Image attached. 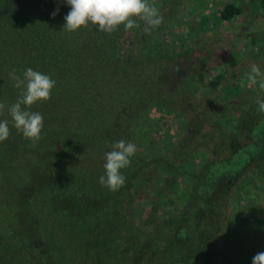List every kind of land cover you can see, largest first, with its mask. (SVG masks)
I'll list each match as a JSON object with an SVG mask.
<instances>
[{"label": "trees", "instance_id": "obj_1", "mask_svg": "<svg viewBox=\"0 0 264 264\" xmlns=\"http://www.w3.org/2000/svg\"><path fill=\"white\" fill-rule=\"evenodd\" d=\"M70 10L66 0H0V102L11 105L19 96L13 70L22 77L32 68L56 81L51 98L30 109L43 117L38 142L14 128L7 110L0 115L10 128L0 159L26 205L0 213V264H217L221 240L241 246L247 230L264 228L260 212L253 217L250 207L235 215L230 208L237 196L252 202V183L264 184V113L256 103L264 91L236 106L228 96L238 87L229 80L196 87L197 68L188 64L204 58L211 43L235 42L236 21L245 15H260L253 26L264 28V0L226 5L214 15L217 34L189 35L177 49L163 22L150 33L139 20L140 28L121 25L112 33L91 23L63 31ZM181 56L186 62L175 60ZM164 110L173 142L155 138V116ZM121 139L137 151L121 170L124 186L113 192L99 177L105 154ZM23 156L39 163H31L30 178H15L12 160ZM255 249L243 261L252 264L264 252Z\"/></svg>", "mask_w": 264, "mask_h": 264}, {"label": "rangeland", "instance_id": "obj_2", "mask_svg": "<svg viewBox=\"0 0 264 264\" xmlns=\"http://www.w3.org/2000/svg\"><path fill=\"white\" fill-rule=\"evenodd\" d=\"M230 3H238V0H155V4L158 6L159 12L163 17V24L169 29L167 41L173 49L180 48L182 45L181 40H186L189 35L195 34L197 37H201L208 33L206 29L217 34L219 28L215 26L217 25V21L214 15ZM252 18H255V15ZM252 18L245 15L237 19L235 24L237 40L235 42L229 43L228 41L225 45L218 42L211 43L210 47L213 49L207 50L208 52L206 54L204 53V58L201 56V58L195 60L194 64H188V68L194 65L197 68L196 74L194 75L196 87L211 88L216 82L221 81L225 83L227 80L232 82L234 87H238L240 89L239 92L228 96L231 99V103L236 106L251 102L259 93V80L261 78H257L258 83L256 85H250L247 80V73L250 71L251 64L255 63L264 72V54H259V51L254 45L259 40L260 44L264 45V28H254V19L252 20ZM257 18H260V15H257L255 19ZM181 51L180 53L182 54ZM185 55L187 57L189 56V54ZM255 55H258L260 58L256 60L253 57ZM246 56L249 58H245ZM238 57L244 60L233 63L234 59ZM175 60L184 63L186 62V57L181 56ZM183 70L181 67L177 72H180L179 76L183 75ZM179 76H176L177 82L180 79ZM155 117L160 128V134L159 136L155 135V138L159 139L161 138L160 136H163L166 140L173 142V138H167V131H170L172 135L175 134L174 123L169 112L167 110L161 111ZM169 141L167 143L164 141V146L168 145L170 143ZM16 160V157L12 160V176L22 179L31 177V173L34 170L31 163H39V161L32 160L27 156L20 157ZM7 164V161L4 162V159H0V213L3 215L8 211L26 207L25 202L19 201V196L15 195L12 189L14 185L10 183L12 179L9 178L10 171L7 168ZM166 184V179H163L162 191L166 190ZM252 185L254 188L250 196L252 202L248 201L244 203L238 196L236 197V201H239V204L231 202L230 208L237 211L236 213L234 212L235 215L239 214V209L247 210L251 207L253 217L258 212L264 217V200L261 198L262 196L264 197V184H260L258 187L253 183ZM20 186H22L21 182ZM257 197L262 200L258 206L257 203L254 204ZM153 199H158V195ZM254 205H256L257 210H254ZM149 213V205L145 203L140 208V215L145 219ZM158 216L160 221L165 219V214L162 216L159 214ZM256 228V225H254V227L246 231L248 236L246 235L244 242H239L241 246L231 245L230 239L221 240V255L219 254L217 264H249L248 261H243V259L249 256L251 253L250 250L254 251L256 250L255 248H259V250L263 248L264 250V228L259 229L258 232Z\"/></svg>", "mask_w": 264, "mask_h": 264}, {"label": "clouds", "instance_id": "obj_3", "mask_svg": "<svg viewBox=\"0 0 264 264\" xmlns=\"http://www.w3.org/2000/svg\"><path fill=\"white\" fill-rule=\"evenodd\" d=\"M70 6L65 16L63 31L76 32L89 23L97 25L99 31L112 33L123 25L125 30L140 28L137 20L143 21V32L150 33L163 22V17L155 4V0H66ZM58 12V9H57ZM54 12L53 18L57 14ZM259 80V89L264 91V72L255 64H251L247 73L250 85H256ZM14 87L19 89L17 100L11 105L0 102V115L7 110L14 128L25 139L38 142L43 129V117L39 112L31 111L37 102L48 101L56 85V81L39 71L27 68L22 77L11 73ZM258 111L264 113V100L257 99ZM10 135L9 121L0 120V142L7 140ZM111 151L105 154L103 168L105 174L99 177L100 185L110 191H118L125 184V176L121 170L131 164V157L136 154V146L123 139L111 145ZM252 264H264V252L257 253Z\"/></svg>", "mask_w": 264, "mask_h": 264}]
</instances>
